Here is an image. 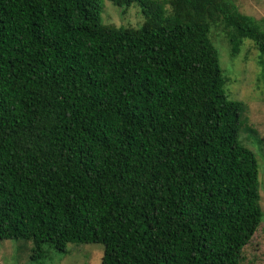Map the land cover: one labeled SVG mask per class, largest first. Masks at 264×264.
Masks as SVG:
<instances>
[{"label":"trees","instance_id":"obj_1","mask_svg":"<svg viewBox=\"0 0 264 264\" xmlns=\"http://www.w3.org/2000/svg\"><path fill=\"white\" fill-rule=\"evenodd\" d=\"M0 0V240L33 259L104 245L102 264H243L263 222L213 31L236 57L264 31L238 0ZM253 130V129H252Z\"/></svg>","mask_w":264,"mask_h":264},{"label":"rangeland","instance_id":"obj_2","mask_svg":"<svg viewBox=\"0 0 264 264\" xmlns=\"http://www.w3.org/2000/svg\"><path fill=\"white\" fill-rule=\"evenodd\" d=\"M241 12L253 16L264 31V0H238ZM110 0H104L102 19L116 25L139 26L144 14L139 4L125 12ZM221 66L230 80L226 92L230 99L247 105L240 139L257 155L260 164L261 206L264 212V70L259 63L260 52L255 43L246 39L236 57L221 30L213 31ZM253 129V130H252ZM33 243L24 239L0 240V264H102L104 245L100 243H69L67 253L51 249L46 259H33ZM243 264H264V217L251 242L245 246Z\"/></svg>","mask_w":264,"mask_h":264}]
</instances>
